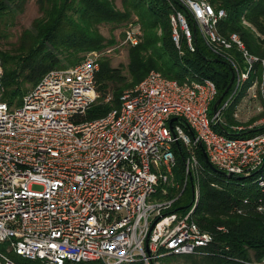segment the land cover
<instances>
[{
	"label": "built area",
	"instance_id": "2783aa9c",
	"mask_svg": "<svg viewBox=\"0 0 264 264\" xmlns=\"http://www.w3.org/2000/svg\"><path fill=\"white\" fill-rule=\"evenodd\" d=\"M176 1L184 8L170 14L179 52L182 41L195 49L197 28L232 70L215 113L210 108L217 90L210 79L189 75L179 81L150 70L122 91L117 106L85 119L100 97L96 52L48 70L20 105L9 107L0 63V264L23 263L10 253L41 264H158L168 255L204 254L213 234L193 219L197 183L185 214L168 212L174 199L150 202L158 184L173 177V143L186 151L184 184L202 173L195 154L201 143L214 167L235 176L255 173L264 193V56L251 53L239 33L218 31L225 9L209 0ZM127 39L138 42L133 33ZM245 98L262 103L252 110L238 104ZM232 104L237 122L222 118ZM217 121L230 135L214 129ZM257 210L264 211L260 200ZM243 262L264 264V255Z\"/></svg>",
	"mask_w": 264,
	"mask_h": 264
},
{
	"label": "trees",
	"instance_id": "16d2710c",
	"mask_svg": "<svg viewBox=\"0 0 264 264\" xmlns=\"http://www.w3.org/2000/svg\"><path fill=\"white\" fill-rule=\"evenodd\" d=\"M24 1L26 0H0V16L21 8ZM37 2L41 16L33 20L31 28L24 30L20 41L10 49L0 48L3 100L9 107L20 105L23 95L48 70L74 65L82 59V55L79 56L81 52L102 47L104 42L98 31L99 24L116 25L126 20L131 13L138 17L144 37L129 51L130 80L126 81L118 68L101 63L96 74L97 90L102 93L111 90L113 99L106 103H94L87 110L85 119L100 117L110 108L117 106L123 87L133 86L150 69H156L163 75L179 81L189 75L208 78L213 81L217 90L214 101L229 83L230 65L209 50L200 39L197 28H194L192 38L195 49L190 51L182 41L180 48L182 54L179 53L171 37L170 14L175 10L183 11L184 8L176 0H122L123 10H118L113 0H37ZM209 2L226 11V17L218 25L220 33L227 34L233 31L239 33L251 53L264 56V0H209ZM242 19H245L254 30L243 25ZM190 25L193 30L192 23ZM233 105L227 110L226 119L229 122H232ZM182 125L187 129L185 124ZM214 129L225 133L217 125H214ZM172 150L175 157L173 180L179 188L167 187L165 195L169 199L175 198L168 212L185 214L192 206L194 196L189 176L184 184L186 151L181 143H173ZM195 154L202 166V175L198 178L199 196L193 210V219L201 229L213 234V242L205 249L204 254L168 255L161 260L165 262L181 257L194 260L198 264H246L243 261L249 259L250 254L259 259L264 255V211L257 210V205L259 200L264 205V193L255 183L256 174L233 177L245 179L247 183L231 181L210 169L199 146L196 147ZM191 178L194 186V175ZM162 186V184L157 186L154 195H163ZM244 199H248L246 204H243ZM239 209H242L241 213L238 212ZM218 227H222L223 230ZM9 255L15 260L16 256H19L15 253ZM22 262L41 264L39 261L27 259H23ZM88 264L103 263L93 261ZM122 264L143 263L138 261Z\"/></svg>",
	"mask_w": 264,
	"mask_h": 264
},
{
	"label": "rangeland",
	"instance_id": "374dc122",
	"mask_svg": "<svg viewBox=\"0 0 264 264\" xmlns=\"http://www.w3.org/2000/svg\"><path fill=\"white\" fill-rule=\"evenodd\" d=\"M122 0H113V3L115 7L118 10H123L122 7ZM41 16V11L39 9V5L37 0H26L23 3V6L19 9H15L14 12L8 13L6 15L0 16V48L1 49H10L16 42L20 41L21 35H23L24 30L30 29L32 26V22L35 18ZM242 24L251 28L252 31L254 30L252 26L245 20L242 19ZM98 31L100 35L103 38V46L97 49H92L86 52H81L79 56L82 55V58L91 53V52H96V59L99 64V69L100 70V64L101 63H106L110 67H115L118 68V70L121 72L123 76H125L126 81H129L130 79V73H129V51L130 48L133 46H136L139 44L144 37V32L141 27L140 21L138 20V17L134 15V13H131L130 16L122 21L118 22L116 25L115 23L109 24V23H101L98 25ZM128 33H133L135 37H137L138 42L136 44H132L128 39H127V34ZM262 37V36H261ZM180 53V52H179ZM182 54V53H180ZM62 62H65L62 60ZM79 62V61H78ZM150 70H156V69H150ZM149 70V71H150ZM146 75V74H145ZM144 75V76H145ZM143 78V77H142ZM141 78V79H142ZM96 85L98 86V83L96 82ZM129 86H124L122 91L127 89ZM31 88V87H30ZM29 88V89H30ZM28 89V90H29ZM100 92V91H98ZM100 97L97 100V102H110L113 99L112 96V91L107 90V92L102 93L100 92ZM110 96L111 99L109 101H106V97ZM244 104V105H249L251 106V109L254 110L255 106L257 104H261L262 102L258 100L256 101H249L247 98L242 99L239 101L238 104ZM18 106V105H17ZM211 109V108H210ZM245 115H241V118H244ZM259 116H253L250 118V120H254L258 118ZM222 118L226 119L228 118L227 116V111L222 114ZM230 118V117H229ZM232 122H237L232 118ZM251 123V121H248ZM247 124V123H246ZM200 175H194V180L195 183H197V194L199 196V185H198V178ZM243 177L244 175H239ZM224 178H227L226 176H223ZM236 177V176H235ZM228 180L231 181H238L240 183L245 182L247 183L248 181L245 179H237V178H227ZM162 184V189L161 193L163 195H152L150 198V202L152 203H157V202H167L168 201V196L167 194V187L168 186H173L176 188L175 182L173 180V177L165 181L164 183H159ZM158 184V185H159ZM165 193H164V191ZM178 189V188H177ZM196 193V192H195ZM175 199V198H172ZM169 210V209H168ZM179 213V212H176ZM206 252V251H204ZM199 255V254H196ZM252 254H250L251 256ZM24 258H21L20 256H16V260L19 262H22ZM158 264H198L194 260H187L181 257H176L175 259H171L169 261L165 262L163 260H160Z\"/></svg>",
	"mask_w": 264,
	"mask_h": 264
},
{
	"label": "water",
	"instance_id": "95a60500",
	"mask_svg": "<svg viewBox=\"0 0 264 264\" xmlns=\"http://www.w3.org/2000/svg\"><path fill=\"white\" fill-rule=\"evenodd\" d=\"M230 69H231V68H230ZM232 80H233V73H232V70H231V76H230V80H229L228 85L226 86V88L224 89V91L218 96V98H217V99L213 102V104H212L211 111H212L213 113H215V112L217 111V107H218V105L220 104V102H221L222 98L224 97V95H225V94L227 93V91L229 90V87H230V85H231V83H232ZM174 119H175V118H171L170 121H169V123L171 124V122H172ZM216 124H217V126L220 128V130H222V131L225 132V133H228L227 130H226V129L220 124V122L217 121ZM189 131H190L191 134H193L192 130H189ZM235 134H237V133H235ZM199 147H200L201 154H202V156H203V158H204L205 163L210 167L211 170H213V171H215V172H217V173H220V174H222L223 176H226L227 178H233V177H235V175H233L232 173H226V172H224V171H222V170H219V169H217L216 167H214V166L211 164V162L209 161V158H208V156H207V154H206V152H205V149L203 148V146H202L201 143L199 144ZM189 178H190V186H191V189H192V191H193L192 178H191V176H189ZM192 200H193V196H192ZM154 223H155V222H153V223L151 224V227L154 225Z\"/></svg>",
	"mask_w": 264,
	"mask_h": 264
}]
</instances>
